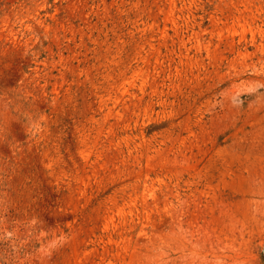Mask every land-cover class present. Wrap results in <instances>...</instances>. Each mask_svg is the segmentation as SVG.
Instances as JSON below:
<instances>
[{
	"label": "rangeland",
	"instance_id": "1",
	"mask_svg": "<svg viewBox=\"0 0 264 264\" xmlns=\"http://www.w3.org/2000/svg\"><path fill=\"white\" fill-rule=\"evenodd\" d=\"M0 264H264V0H0Z\"/></svg>",
	"mask_w": 264,
	"mask_h": 264
}]
</instances>
